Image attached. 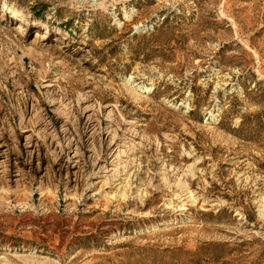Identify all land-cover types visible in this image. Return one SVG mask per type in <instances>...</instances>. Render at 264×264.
Wrapping results in <instances>:
<instances>
[{
  "label": "rangeland",
  "instance_id": "1",
  "mask_svg": "<svg viewBox=\"0 0 264 264\" xmlns=\"http://www.w3.org/2000/svg\"><path fill=\"white\" fill-rule=\"evenodd\" d=\"M0 264H264V0H0Z\"/></svg>",
  "mask_w": 264,
  "mask_h": 264
}]
</instances>
